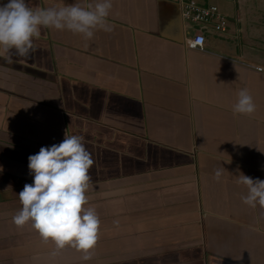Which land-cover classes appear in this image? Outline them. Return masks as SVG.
Masks as SVG:
<instances>
[{"label":"crops","instance_id":"crops-1","mask_svg":"<svg viewBox=\"0 0 264 264\" xmlns=\"http://www.w3.org/2000/svg\"><path fill=\"white\" fill-rule=\"evenodd\" d=\"M181 1L111 0V31L41 26L27 56L0 58V264H264V216L235 176L264 178V0H195L222 31L185 22ZM198 31L203 50L189 49ZM240 88L251 113L231 109ZM64 133L92 160L87 260L11 219L27 156Z\"/></svg>","mask_w":264,"mask_h":264},{"label":"clouds","instance_id":"clouds-1","mask_svg":"<svg viewBox=\"0 0 264 264\" xmlns=\"http://www.w3.org/2000/svg\"><path fill=\"white\" fill-rule=\"evenodd\" d=\"M111 0H80L42 7H29L26 0H0V58L11 62L13 55L27 56L41 26L65 29L90 38L95 29L111 31L107 23ZM255 108L246 88L237 90L231 105L234 113H251ZM82 138L64 133L58 143L40 146L27 156L31 183H24L16 193L20 207L12 215V222L21 226L29 223L42 240H50L54 249L66 244L89 258L88 250L97 240L99 219L92 206L84 207L88 197V168L92 163ZM2 169V166H0ZM223 167L215 169L213 178L219 179ZM225 170V169H224ZM236 182L245 186L240 200L250 207L260 206L264 216V178L244 175L237 170Z\"/></svg>","mask_w":264,"mask_h":264},{"label":"built area","instance_id":"built-area-1","mask_svg":"<svg viewBox=\"0 0 264 264\" xmlns=\"http://www.w3.org/2000/svg\"><path fill=\"white\" fill-rule=\"evenodd\" d=\"M181 14L185 22L192 24H207L214 21V29L222 31L225 28V20L213 5H199L195 0L181 1ZM204 36L198 31L186 41V47L193 50H203Z\"/></svg>","mask_w":264,"mask_h":264},{"label":"rangeland","instance_id":"rangeland-1","mask_svg":"<svg viewBox=\"0 0 264 264\" xmlns=\"http://www.w3.org/2000/svg\"><path fill=\"white\" fill-rule=\"evenodd\" d=\"M183 1V0H182ZM195 26H197V27H199L200 25L199 24H197V25H195ZM4 255V254H3ZM5 255H6V253H5Z\"/></svg>","mask_w":264,"mask_h":264}]
</instances>
